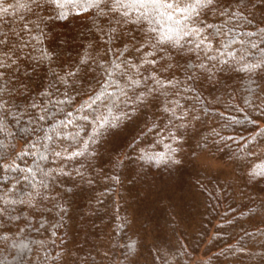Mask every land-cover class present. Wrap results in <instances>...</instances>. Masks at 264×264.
Returning a JSON list of instances; mask_svg holds the SVG:
<instances>
[{"label": "trees", "instance_id": "16d2710c", "mask_svg": "<svg viewBox=\"0 0 264 264\" xmlns=\"http://www.w3.org/2000/svg\"><path fill=\"white\" fill-rule=\"evenodd\" d=\"M61 3L57 8L39 0L37 7L33 0H7L5 6L13 7L0 11V34L9 37V47L0 44V61L8 64L0 68V97L10 111L20 116L25 98L43 108L48 97L42 93L57 84L54 73L77 70L81 59L89 64L78 67L74 116L89 94L105 92L104 69L120 85L106 89L111 97L102 95L107 107L97 102L105 122L123 117L133 101L146 103L139 120L97 138L100 143L90 139L95 120L92 127L78 120L80 135L71 144L74 127L61 129L69 140L52 134L51 141H38L22 131L27 117L20 124L9 117L0 131V156L7 158L0 159V264H264V68L238 70L260 59L264 0H218L224 15L215 9L201 14L205 26L222 29L213 41V60L203 52L199 58L177 50L155 57L147 48L133 52L136 61H156L141 67L144 75L155 74L165 85L171 80L158 93L148 91L151 81L129 87L120 75L123 65L115 68L131 58L121 53L139 42L147 23L100 16L91 0ZM250 42L261 47L252 49ZM57 86L52 98H63L64 85ZM50 125L37 123L46 130ZM58 146L61 156L55 155ZM203 158L226 166L227 175L209 172ZM29 166L35 180L15 171Z\"/></svg>", "mask_w": 264, "mask_h": 264}, {"label": "snow or ice", "instance_id": "6c2138e0", "mask_svg": "<svg viewBox=\"0 0 264 264\" xmlns=\"http://www.w3.org/2000/svg\"><path fill=\"white\" fill-rule=\"evenodd\" d=\"M237 2H239V0H237ZM6 3L7 0H0V11L3 13H7L8 8L13 7L11 4L5 6ZM33 3L37 4V7L40 6L39 0H33ZM46 4L57 8L64 7L61 0H46ZM90 6L99 9L100 11L97 14L100 16H107L108 13L119 14L121 19L118 23L141 24L144 22L149 25L144 32L143 37L139 39V42L133 44L131 51L128 49L127 45H125L121 55L123 56L124 53H128L131 58L122 59L120 63L115 64L116 70H121V66L123 65L125 70L120 71V75L127 77L129 80V87L139 88L142 81L145 85L151 81L153 84L148 88V91L151 93H158L160 89L172 86L171 80L165 85L155 74L144 75L141 72V67L146 65H152L155 67L156 61L146 58H142L141 61H136L135 57L132 56L133 52L144 53L147 48L150 50L148 55L155 57L161 54L167 55L170 50H177L181 55L195 53L197 58H199L200 53L203 52L205 59H215V57L211 55L213 41L219 37L222 29L215 28L213 24H207L205 26L201 19V14L205 12V10L215 9L220 15H224L225 9L218 6V0H191V2H186V0H91ZM84 7L87 10L89 5L86 3ZM235 14V12L232 13V15ZM25 29H27V25H25ZM27 30L30 31V29ZM111 31L115 32L116 29H111ZM17 35H19V33H17ZM248 35L251 36L252 33H249ZM33 39L38 38L33 37ZM238 42L242 45L245 43L243 40ZM0 44L9 47V37L7 34H0ZM165 45H167V47H165ZM261 45H264V39H262ZM261 45H258L255 42H250V47L252 49L261 47ZM230 46L231 45L226 42L225 47L227 48ZM11 47H15V45H11ZM221 54L223 55V52ZM228 55L235 59L237 53L229 51ZM47 58L50 61H54L56 57L55 54H49ZM240 58L243 59V55H241ZM224 63L226 64L227 61H224ZM88 64V59H81L78 62L77 70L64 72L62 67L63 74L54 73L57 76V84L64 85V91L62 93L63 98H52L55 97V92L60 91V88L57 84H50L49 88L42 93L43 96L48 97L43 108L37 104L34 99L31 100V103H28L27 98H25L22 103L26 106L23 108L21 115L17 116L10 111L8 101L3 99V97H0V131L6 130V122L9 117H11V119L17 124L21 123L23 117H27V120L24 121L22 131L30 136L34 134L37 135L38 141H51L53 139L52 134L55 135L57 141L69 140V136L61 131V129H66L71 126L77 129L75 136L71 138V144H76V137L80 135L81 131L77 121L79 120L88 125V127H92V121L95 120L97 121V124L92 128L90 139L95 143H100L101 140L97 138H103L107 134H115V132L119 131L122 127H127L126 122L139 120L143 115L141 105L146 103L143 99H140L139 105L133 101V103L129 105L130 111L124 112L123 117L116 116L114 121L105 122V117L102 114H99V108L97 106L98 101L103 102L105 107H107V102L102 101V95L106 94L109 97L112 96V92H107L106 89L113 86L116 88L120 87L119 84H113V73L108 71V69H104L108 79L101 84V88H104L105 92H97L95 96L89 94L88 99L84 101L81 106L75 108V113L77 115L74 116L71 105L78 100L80 95L75 84V79L79 76L78 67L79 65L86 66ZM6 67H8L7 62L0 61V68ZM99 67L103 68V65H99ZM200 67L207 70V65L203 63V61L201 62ZM262 68H264V48L261 49L259 60L252 64H246L243 68L238 70L251 72ZM133 72L135 74H132ZM136 75H139L140 78L137 79ZM69 78L72 79L70 80ZM189 79H192V77H189ZM69 88H71L73 92H76L77 95H71L68 91ZM53 89H55V91H53ZM121 90L123 91V89ZM125 95H128V93L125 92ZM129 99H131V97H129ZM137 99H139V96H137ZM49 105L51 107H49ZM65 106H67V108ZM115 106L118 107V103ZM177 107L179 108L183 106L177 104ZM37 109H39V111H36ZM109 111H111V109ZM183 118V116L176 117V119ZM39 121H51L49 129L46 130L43 127L37 126ZM57 123L59 124V128L56 126ZM41 132L44 133L42 137L38 135ZM172 135L175 138V134L173 133ZM135 139L136 138L133 137V141L129 144L130 147L134 146ZM43 146L48 147L46 144ZM3 147H5V145L0 143V148ZM58 149L59 146L55 151V155L61 156V152ZM68 151L69 148L65 147L64 152ZM73 154L79 155L80 153L74 151ZM65 158L71 159L72 157L68 156ZM0 159L7 162L6 157L0 156ZM40 159H47V157L41 155ZM172 163L178 165L180 164V161L172 160ZM37 168H39L38 163ZM15 171L21 173L24 180H29V177H31L32 180H35L36 178L34 169L30 166L25 168L17 167ZM40 183L43 184V180H41ZM34 206L35 205H33V207ZM4 211H6V209ZM61 211L64 212L66 209L61 208ZM2 215L3 212L0 211V216Z\"/></svg>", "mask_w": 264, "mask_h": 264}, {"label": "rangeland", "instance_id": "374dc122", "mask_svg": "<svg viewBox=\"0 0 264 264\" xmlns=\"http://www.w3.org/2000/svg\"><path fill=\"white\" fill-rule=\"evenodd\" d=\"M201 163L205 166H208V171L211 173H222L221 175H227V168L226 166L223 167L222 164L215 162L213 159L210 158H203L201 159Z\"/></svg>", "mask_w": 264, "mask_h": 264}]
</instances>
